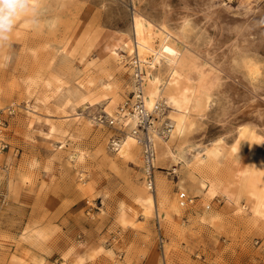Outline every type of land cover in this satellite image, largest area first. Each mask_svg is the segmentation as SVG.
I'll return each mask as SVG.
<instances>
[{"label":"rangeland","instance_id":"374dc122","mask_svg":"<svg viewBox=\"0 0 264 264\" xmlns=\"http://www.w3.org/2000/svg\"><path fill=\"white\" fill-rule=\"evenodd\" d=\"M34 4L0 50V264H264V0ZM134 57L146 87L178 70L190 123L154 149L151 189L98 121Z\"/></svg>","mask_w":264,"mask_h":264},{"label":"built area","instance_id":"2783aa9c","mask_svg":"<svg viewBox=\"0 0 264 264\" xmlns=\"http://www.w3.org/2000/svg\"><path fill=\"white\" fill-rule=\"evenodd\" d=\"M132 65V84L129 95L118 105L115 115H110L107 118L99 117L98 121L100 123H105L113 127L117 132V137H121L126 129H130V132L138 138L137 143L140 146V152L143 163V173L144 181L146 186L151 189L154 185L152 176V162H153V152L151 149V136L156 134L160 140L169 139V132H171V123L168 119V112L170 106L166 104L162 99L156 103L155 108L152 112L148 113L143 107L142 93V76L144 70L140 69L136 64V59L131 61ZM15 110L14 103L8 105L2 110L3 114H12ZM117 115H122L126 117L128 115H135L137 117L134 126L128 127V124H123L122 120L117 118ZM4 127L3 118L0 117V149H4L8 146L5 140L3 131ZM119 140V139H118ZM179 205L184 206L190 202H193V197H190L185 192L178 193Z\"/></svg>","mask_w":264,"mask_h":264},{"label":"bare ground","instance_id":"6f19581e","mask_svg":"<svg viewBox=\"0 0 264 264\" xmlns=\"http://www.w3.org/2000/svg\"><path fill=\"white\" fill-rule=\"evenodd\" d=\"M258 12L259 13L257 14H263L264 10L262 9ZM123 41L124 40L122 38L117 39L116 41L114 40L112 43L109 44L108 49L116 53L117 49L119 48L118 46L121 45L120 43H122ZM135 59H136L137 66H139V68L142 69L140 60L137 57H135ZM168 72H169L168 79L167 78L161 79V77L159 76H154L152 80H150L148 87H146L144 85V81H142V85H143L142 101H143V107L145 111L150 113L154 110L156 103L159 102L160 99H162L163 93H166V95L168 96V102L171 104V108L168 112V119L172 125L171 132H169L168 135L169 137H177V136H181L189 128L190 123L188 122L187 112L185 109V100H186L185 94L183 92L180 93L176 90V84L178 81L179 72L174 67L170 68ZM192 77H194V75H192ZM142 78L144 79L143 76ZM115 112L116 110L114 109V111H107V114L114 116ZM116 117L121 119L123 124L125 125L128 124V121L130 120L129 124L131 127L135 125L136 120H137V117L135 115H132V116L128 115L126 117H122V115H117ZM123 135L121 136L119 140L113 141V145H114L115 150L117 151V154L124 155V156L125 155L138 156L140 153V146L137 143L138 138L133 134V132H130V130L128 129L125 130ZM157 148L160 149V153L162 156H167L170 154L169 149L166 145V140H160V138H158L156 134H153L151 136V149L153 152V159H152L153 164H154V158H155V151L157 152ZM217 153L218 151H216V148L213 147L210 152H205V155H211L214 157L217 155ZM176 157L177 155L172 156V158H176ZM205 157L206 156L202 155L203 159ZM176 160L179 162H184L185 165H188V162L183 161L184 159L182 160L181 157L179 158L177 157ZM200 184H201V188L208 187L207 190L210 194H214L216 191H218L221 194L228 195V191H227L228 186L221 187L218 190L215 188L214 184L212 183L205 185L204 180H202Z\"/></svg>","mask_w":264,"mask_h":264},{"label":"clouds","instance_id":"9594fccd","mask_svg":"<svg viewBox=\"0 0 264 264\" xmlns=\"http://www.w3.org/2000/svg\"><path fill=\"white\" fill-rule=\"evenodd\" d=\"M34 11V0H0V50L8 45L17 21Z\"/></svg>","mask_w":264,"mask_h":264},{"label":"crops","instance_id":"0c3cea01","mask_svg":"<svg viewBox=\"0 0 264 264\" xmlns=\"http://www.w3.org/2000/svg\"><path fill=\"white\" fill-rule=\"evenodd\" d=\"M28 86H29V84L27 85V88H28ZM31 87V86H30ZM30 87L28 88V90H27V93H30L31 91H30Z\"/></svg>","mask_w":264,"mask_h":264},{"label":"snow or ice","instance_id":"6c2138e0","mask_svg":"<svg viewBox=\"0 0 264 264\" xmlns=\"http://www.w3.org/2000/svg\"><path fill=\"white\" fill-rule=\"evenodd\" d=\"M166 51H170V50H167V49H166Z\"/></svg>","mask_w":264,"mask_h":264}]
</instances>
